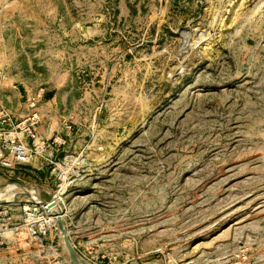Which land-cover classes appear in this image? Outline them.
<instances>
[{
    "label": "rangeland",
    "instance_id": "374dc122",
    "mask_svg": "<svg viewBox=\"0 0 264 264\" xmlns=\"http://www.w3.org/2000/svg\"><path fill=\"white\" fill-rule=\"evenodd\" d=\"M0 72L59 143L0 168V264H75L26 194L52 202L67 155L83 264H264V0H0Z\"/></svg>",
    "mask_w": 264,
    "mask_h": 264
},
{
    "label": "built area",
    "instance_id": "2783aa9c",
    "mask_svg": "<svg viewBox=\"0 0 264 264\" xmlns=\"http://www.w3.org/2000/svg\"><path fill=\"white\" fill-rule=\"evenodd\" d=\"M1 77H2V73L0 72V81H1ZM39 121H40V116L36 112L33 115H30L29 117L17 123L14 115L6 108V106L4 105L3 101L0 98V168L1 169L13 171L18 166L32 164L39 157L46 161H50L48 157L54 154L53 152L55 151V147L59 143L57 140L47 141L37 136L35 127L36 125H38ZM29 141H32L33 144L32 145L29 144ZM73 158H75L73 155L65 156L64 161L62 162L63 165L59 166L60 170L68 168ZM81 167H82L81 165L73 166L72 172L75 169H80ZM62 173L64 175V170H62ZM63 175L60 178L62 183L58 186V190L55 191L53 196V201L56 200L57 195L61 194V191L63 190L66 184L72 183V182H68L69 175L66 177V179L64 178ZM67 193L64 195L65 198ZM42 208L46 214V219L44 220V225L46 226L48 214L43 206ZM52 226L53 224L50 225L49 227ZM46 233L47 230H45V235ZM35 234L40 237L42 232L38 231Z\"/></svg>",
    "mask_w": 264,
    "mask_h": 264
},
{
    "label": "bare ground",
    "instance_id": "6f19581e",
    "mask_svg": "<svg viewBox=\"0 0 264 264\" xmlns=\"http://www.w3.org/2000/svg\"><path fill=\"white\" fill-rule=\"evenodd\" d=\"M84 161L80 158V159H75V158H73L72 159V162H70V166L68 167V168H66L67 169V174L64 172V178L66 179V177L69 175V172L70 171H72L73 170V166H75V165H81V166H83L84 164ZM63 170V169H62ZM77 176V175H76ZM70 184V183H69ZM2 191V190H1ZM0 191V192H1ZM26 194L28 195V196H33V197H37L38 198V200H39V203L44 207V209L46 210V212H47V214H48V217H47V225L48 226H50V225H56L57 223L59 224V220L61 221V213H60V209H59V207H58V204H57V202H55V204L54 205H52V206H48L47 205V203L43 200V198H42V196L40 195V194H38V193H36L35 191H33V190H28V191H26ZM56 198H57V196H56ZM9 200L8 202H11V201H13L12 200V198L9 196V195H5V194H3V193H0V203H4L6 200ZM56 201V200H55ZM54 212H52V211ZM49 215L51 216V217H53V218H56L58 221L56 222V221H52L50 224H49V222H48V219H49ZM63 217V216H62ZM61 218V219H60ZM61 224V223H60ZM59 224V225H60ZM64 226H65V224H64ZM62 231H63V229H62ZM66 236H68V232L66 231V228H65V231H63V240H64V243H65V237ZM66 244V243H65ZM66 246V245H65ZM67 247V246H66ZM76 264H83V262H82V259L81 260H79Z\"/></svg>",
    "mask_w": 264,
    "mask_h": 264
},
{
    "label": "crops",
    "instance_id": "0c3cea01",
    "mask_svg": "<svg viewBox=\"0 0 264 264\" xmlns=\"http://www.w3.org/2000/svg\"><path fill=\"white\" fill-rule=\"evenodd\" d=\"M18 100H20V99H18ZM14 106V105H13ZM24 107H22V104L19 102V104H18V106H17V111L16 112H18L19 110H22ZM23 112H24V110H23ZM14 117L16 118V122L19 120V118H21L22 116L21 115H15L14 114ZM43 125H41V126H39L38 127V134L41 136V138H45L46 140H48L49 138H51L52 136H53V134H54V132H50V133H45L44 132V130H43ZM47 136H49V137H47ZM29 144H33L32 143V141H29ZM60 148L61 147H59V149H58V151L60 150ZM56 151V150H55ZM54 151V152H55ZM64 151H66L65 150V148H63V152ZM53 152V153H54ZM42 159V158H41ZM36 162V161H35ZM42 166H44V162L43 163H40V160H38V162H36V165H31L32 167L31 168H35V169H38V170H40L41 169V165ZM18 173H19V176L20 177H25V179H33L34 180V177L36 176L35 175V171H32V170H28L27 168H22V167H19L18 168ZM0 185H2V184H0ZM12 185V184H11Z\"/></svg>",
    "mask_w": 264,
    "mask_h": 264
},
{
    "label": "water",
    "instance_id": "95a60500",
    "mask_svg": "<svg viewBox=\"0 0 264 264\" xmlns=\"http://www.w3.org/2000/svg\"><path fill=\"white\" fill-rule=\"evenodd\" d=\"M22 199V198H21ZM20 199V200H21ZM47 203V205L48 206H52V205H54L55 204V201H52V202H46ZM61 216V221L59 220V227H61V229H63V231H65V226H64V221H63V217H62V215H60ZM65 245L67 246V249H68V254H69V256H70V258H71V260L73 261V263H77L79 260H81L82 259V257L79 255V253H78V251L75 249V247H74V245H73V243H72V241H71V239H70V237H69V235L68 236H66L65 237ZM145 264H156V263H154V262H149V263H145Z\"/></svg>",
    "mask_w": 264,
    "mask_h": 264
}]
</instances>
